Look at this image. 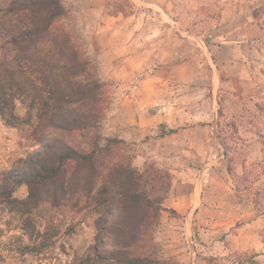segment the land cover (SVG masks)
I'll use <instances>...</instances> for the list:
<instances>
[{
  "label": "rangeland",
  "instance_id": "374dc122",
  "mask_svg": "<svg viewBox=\"0 0 264 264\" xmlns=\"http://www.w3.org/2000/svg\"><path fill=\"white\" fill-rule=\"evenodd\" d=\"M62 7L58 26L109 92L96 130L101 144L121 140L135 169L171 178L154 235L159 257L248 264L255 255L264 264V0H62ZM128 112L134 117L124 127ZM35 150L0 123V171ZM25 195L23 186L15 197ZM247 221H256L254 231L242 236L254 235L259 253L235 243ZM19 227L0 212V264L69 263L59 251L19 255L15 248L31 244ZM93 235L84 223L60 243L81 253Z\"/></svg>",
  "mask_w": 264,
  "mask_h": 264
},
{
  "label": "trees",
  "instance_id": "16d2710c",
  "mask_svg": "<svg viewBox=\"0 0 264 264\" xmlns=\"http://www.w3.org/2000/svg\"><path fill=\"white\" fill-rule=\"evenodd\" d=\"M63 16L62 0H0V123L37 149L0 171V212L31 241L15 252L59 251L68 264H181L160 258L154 241L171 178L135 169L121 140L101 144L109 92L58 26ZM84 223L94 234L87 248L60 243Z\"/></svg>",
  "mask_w": 264,
  "mask_h": 264
},
{
  "label": "crops",
  "instance_id": "0c3cea01",
  "mask_svg": "<svg viewBox=\"0 0 264 264\" xmlns=\"http://www.w3.org/2000/svg\"><path fill=\"white\" fill-rule=\"evenodd\" d=\"M133 117H134L133 112H128V119L126 121L124 120L123 124H120V125L126 127V126L132 124V122H130V120ZM117 118H119V116ZM139 119H140L139 125L141 127L145 126V123L142 122V120H143L142 115L139 117ZM117 123H119V121H117ZM256 221H250V222L247 221L239 229L240 234L237 237H235V243L240 245V247H238V249H240V250L252 249L255 252L259 253V249L261 247V244L258 241H256V238L254 239V235L251 234V236H249V237L248 236H246V237L242 236V230L243 229H247L248 228L249 230L254 231L253 227L256 224ZM260 257L261 256H258L257 259L260 260L261 259Z\"/></svg>",
  "mask_w": 264,
  "mask_h": 264
}]
</instances>
